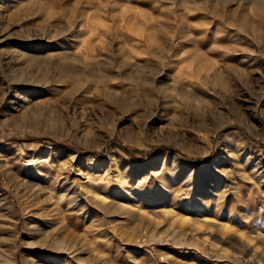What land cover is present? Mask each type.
Returning <instances> with one entry per match:
<instances>
[{"label": "rangeland", "instance_id": "374dc122", "mask_svg": "<svg viewBox=\"0 0 264 264\" xmlns=\"http://www.w3.org/2000/svg\"><path fill=\"white\" fill-rule=\"evenodd\" d=\"M254 6L0 0V264H264Z\"/></svg>", "mask_w": 264, "mask_h": 264}, {"label": "bare ground", "instance_id": "6f19581e", "mask_svg": "<svg viewBox=\"0 0 264 264\" xmlns=\"http://www.w3.org/2000/svg\"><path fill=\"white\" fill-rule=\"evenodd\" d=\"M120 1V0H117ZM195 1V0H194ZM254 7H257L254 15V23L253 25H248V23L242 22L239 24V29L242 32H250L251 35L254 38V40L257 43H260L262 39L264 38V0H251ZM213 12V11H212ZM218 16V12H214ZM220 15V14H219ZM243 16V15H242ZM241 17V16H240ZM242 18V17H241ZM241 18L239 20H241ZM246 19V18H245ZM247 20V19H246ZM229 21V20H228ZM228 24V23H227ZM230 26H233L232 24L229 23ZM228 26V25H227ZM249 26H251L249 28ZM229 27V26H228ZM40 59V58H39ZM78 72V71H77ZM95 77V76H94ZM138 77V76H137ZM181 90V89H180ZM33 163V162H32ZM58 242H53V246L55 249L58 248Z\"/></svg>", "mask_w": 264, "mask_h": 264}]
</instances>
